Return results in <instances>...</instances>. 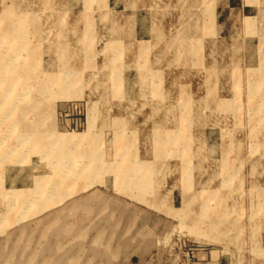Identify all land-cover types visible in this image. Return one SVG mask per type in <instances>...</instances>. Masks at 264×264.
Listing matches in <instances>:
<instances>
[{
  "label": "rangeland",
  "instance_id": "rangeland-1",
  "mask_svg": "<svg viewBox=\"0 0 264 264\" xmlns=\"http://www.w3.org/2000/svg\"><path fill=\"white\" fill-rule=\"evenodd\" d=\"M220 258L264 264V0H0V264Z\"/></svg>",
  "mask_w": 264,
  "mask_h": 264
},
{
  "label": "bare ground",
  "instance_id": "bare-ground-1",
  "mask_svg": "<svg viewBox=\"0 0 264 264\" xmlns=\"http://www.w3.org/2000/svg\"><path fill=\"white\" fill-rule=\"evenodd\" d=\"M57 71V70H56ZM23 123H25L23 126H25V128H23L24 130H30V127H31V123L30 122H26L25 120L23 121ZM70 139H72V138H70ZM67 140H69V138L67 139Z\"/></svg>",
  "mask_w": 264,
  "mask_h": 264
},
{
  "label": "crops",
  "instance_id": "crops-1",
  "mask_svg": "<svg viewBox=\"0 0 264 264\" xmlns=\"http://www.w3.org/2000/svg\"><path fill=\"white\" fill-rule=\"evenodd\" d=\"M228 6H229L231 9H234V8H232V7L230 6L229 2H228ZM208 264H211V263H208ZM212 264H222V262H221V258L215 260L214 263H212Z\"/></svg>",
  "mask_w": 264,
  "mask_h": 264
}]
</instances>
